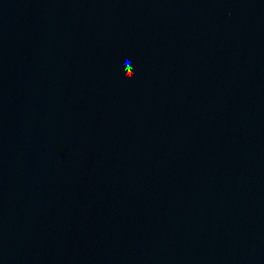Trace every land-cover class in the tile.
<instances>
[{
	"label": "water",
	"instance_id": "water-1",
	"mask_svg": "<svg viewBox=\"0 0 264 264\" xmlns=\"http://www.w3.org/2000/svg\"><path fill=\"white\" fill-rule=\"evenodd\" d=\"M0 264H264V0H0Z\"/></svg>",
	"mask_w": 264,
	"mask_h": 264
}]
</instances>
